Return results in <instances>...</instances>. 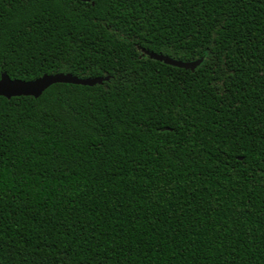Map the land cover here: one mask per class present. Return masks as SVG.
Returning <instances> with one entry per match:
<instances>
[{"label":"trees","instance_id":"obj_1","mask_svg":"<svg viewBox=\"0 0 264 264\" xmlns=\"http://www.w3.org/2000/svg\"><path fill=\"white\" fill-rule=\"evenodd\" d=\"M3 72L109 79L0 96V264H264V0H0Z\"/></svg>","mask_w":264,"mask_h":264},{"label":"water","instance_id":"obj_2","mask_svg":"<svg viewBox=\"0 0 264 264\" xmlns=\"http://www.w3.org/2000/svg\"><path fill=\"white\" fill-rule=\"evenodd\" d=\"M142 53L148 55L150 58L162 61L165 64L190 70H194L203 61V57L195 60H182L144 48L142 49ZM108 79L109 76L79 77L69 72H56L45 73L39 77L24 80L11 78L7 73L3 72L0 75V96L6 98H11L13 96H32L37 98L54 83H72L92 86L101 84Z\"/></svg>","mask_w":264,"mask_h":264}]
</instances>
